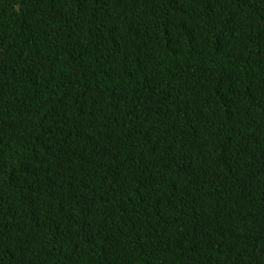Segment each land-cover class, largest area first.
Instances as JSON below:
<instances>
[{
    "label": "trees",
    "instance_id": "16d2710c",
    "mask_svg": "<svg viewBox=\"0 0 264 264\" xmlns=\"http://www.w3.org/2000/svg\"><path fill=\"white\" fill-rule=\"evenodd\" d=\"M0 264H264V0H0Z\"/></svg>",
    "mask_w": 264,
    "mask_h": 264
}]
</instances>
